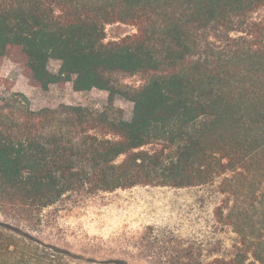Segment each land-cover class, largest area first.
Returning <instances> with one entry per match:
<instances>
[{"label":"trees","instance_id":"obj_1","mask_svg":"<svg viewBox=\"0 0 264 264\" xmlns=\"http://www.w3.org/2000/svg\"><path fill=\"white\" fill-rule=\"evenodd\" d=\"M113 23L136 31L106 41ZM8 57L42 89L109 93L103 109L0 96V214L18 224L8 228L32 238L22 220L36 227L44 210L100 191L218 181L212 236L148 226L139 254L150 264H264V0H0V65ZM116 73L144 81L124 86ZM117 93L133 102L129 120Z\"/></svg>","mask_w":264,"mask_h":264},{"label":"rangeland","instance_id":"obj_2","mask_svg":"<svg viewBox=\"0 0 264 264\" xmlns=\"http://www.w3.org/2000/svg\"><path fill=\"white\" fill-rule=\"evenodd\" d=\"M135 31L132 25L108 24L106 41ZM60 64L59 60L52 59L48 67L52 72H58ZM21 67V59H4L0 65V96L8 91L23 92L35 108L82 104L103 109L108 103L106 90L76 91L71 82L54 83L48 89L34 86ZM113 79L128 87L144 81L141 74L116 73ZM9 86L11 90H8ZM114 103L123 110L125 119H131L132 101L117 93ZM218 184L216 181L181 188L138 185L112 192L100 191L76 203L44 210L42 223L36 227L22 220L20 229L31 233L32 238H24L8 228V225L18 224L11 212L9 216L1 213L0 264H150L135 245L148 226L201 240L212 236L213 211L225 196L219 192ZM39 233H42L43 243L39 241ZM233 236V233L221 232L217 237L229 242ZM8 241L10 251L5 250ZM50 246L58 247L62 252Z\"/></svg>","mask_w":264,"mask_h":264}]
</instances>
